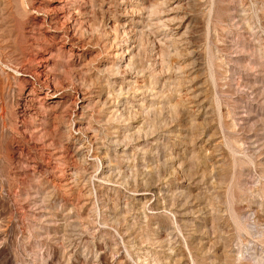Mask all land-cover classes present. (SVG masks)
Wrapping results in <instances>:
<instances>
[{"label": "rangeland", "instance_id": "rangeland-1", "mask_svg": "<svg viewBox=\"0 0 264 264\" xmlns=\"http://www.w3.org/2000/svg\"><path fill=\"white\" fill-rule=\"evenodd\" d=\"M0 264H264V0H0Z\"/></svg>", "mask_w": 264, "mask_h": 264}, {"label": "bare ground", "instance_id": "bare-ground-1", "mask_svg": "<svg viewBox=\"0 0 264 264\" xmlns=\"http://www.w3.org/2000/svg\"><path fill=\"white\" fill-rule=\"evenodd\" d=\"M80 2H81V1H80ZM80 18H81V17H80ZM75 21H76V20H75ZM78 31H79V30H78ZM71 34H72V33H71ZM43 67H44V66H43ZM46 68H47V67H46ZM46 68H45V69H46ZM46 71H47V69H46ZM44 72H45V71H44ZM41 75H42V76H45V80H44L45 83L43 82L44 84H46V83L48 82V79H52L51 76L48 75V74H46V73L41 74ZM40 81H41V80H40ZM53 83H54V82H53ZM54 86H55V85H54ZM56 90H57V89H56ZM56 97H57V96H56L55 94L52 95V99H54V98H56ZM88 98H89V97H88ZM82 99H83V98H82ZM82 101H84V100H82ZM30 104H31V103H30ZM75 104H76V103H75ZM86 107H87V106H86ZM84 109H85V108H84ZM84 109H83V110H84ZM29 110H30V109H29ZM83 110H82V111H83ZM43 111H44V110H43ZM30 113H31V112H30ZM81 115H82V114H81ZM80 128H81V127H80ZM74 130H75V129H74ZM41 131H42V130H41ZM72 132H73V131H72ZM103 167H104V166H103ZM76 180H77V179H76Z\"/></svg>", "mask_w": 264, "mask_h": 264}]
</instances>
